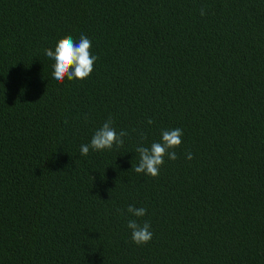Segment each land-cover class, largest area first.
Here are the masks:
<instances>
[{
  "label": "trees",
  "instance_id": "trees-1",
  "mask_svg": "<svg viewBox=\"0 0 264 264\" xmlns=\"http://www.w3.org/2000/svg\"><path fill=\"white\" fill-rule=\"evenodd\" d=\"M81 34L93 71L55 81ZM109 117L123 146L81 156ZM0 264H264V0H0Z\"/></svg>",
  "mask_w": 264,
  "mask_h": 264
},
{
  "label": "clouds",
  "instance_id": "clouds-1",
  "mask_svg": "<svg viewBox=\"0 0 264 264\" xmlns=\"http://www.w3.org/2000/svg\"><path fill=\"white\" fill-rule=\"evenodd\" d=\"M201 16L205 15L202 8ZM92 41L84 34L79 36L78 41L74 40L71 35H67L57 41L54 50L46 48L45 55L54 61L52 64V77L57 82H63L65 78L71 81L73 79L84 80L93 71V66L98 57L90 51ZM153 121L149 118L147 124H152ZM128 133L124 130L117 132L113 126L111 117L94 131L90 142L80 146L81 156H86L90 150L102 151L111 150L113 145L117 147L123 146L124 137ZM143 140L144 134L140 133ZM159 141L151 143L150 146L143 144L137 146L136 152L139 153V162L134 168L137 174L143 173L151 177L159 175L160 166L164 164V159L176 160L177 154L175 148L182 143L183 131L180 128L166 129L161 131ZM192 154L186 153V159L191 160ZM127 213L132 217L140 218L146 215V209L143 207L136 208L129 205L126 209ZM127 228L131 233V240L136 245L148 243L153 236L150 230L151 226L148 222L139 223L137 219H129Z\"/></svg>",
  "mask_w": 264,
  "mask_h": 264
}]
</instances>
